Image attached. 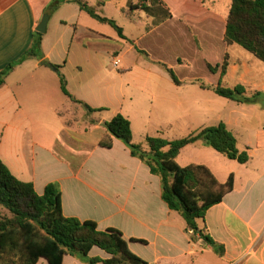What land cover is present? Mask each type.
Instances as JSON below:
<instances>
[{
	"label": "crops",
	"instance_id": "1",
	"mask_svg": "<svg viewBox=\"0 0 264 264\" xmlns=\"http://www.w3.org/2000/svg\"><path fill=\"white\" fill-rule=\"evenodd\" d=\"M53 1L0 0V71L32 47L34 35L46 14L52 9L59 14L50 16L47 30L42 34L44 57L23 61L0 88V127L7 132L4 138L9 144L7 149L0 150V158L11 172L21 181L33 183L39 195L44 194L48 184L56 183L62 193L65 217L94 221L100 230L121 231L132 252L150 264H195L200 255L214 252L213 248L199 239L191 242L192 233L187 231L185 220L162 198L160 177L133 157L122 141L114 139L110 149L101 146V142L111 138L104 124L122 114L131 121L134 142L142 143L148 135L164 137L160 135L163 129L178 133L173 138L176 140L225 123L236 136L240 152L249 155L248 163L229 160L202 141L184 148L177 162L182 167L207 166L223 184L234 175V190L211 208L204 220H198V226L224 245L223 257L214 252L219 264H264V63L254 56L244 62L234 59L231 50L235 45L224 44L231 3L223 11L212 12L202 1L194 12L211 17V24L216 17L220 19L223 30L219 37L226 46L225 54L230 56L223 80L231 76L237 78L234 87L250 85L254 90L247 95L258 94L256 102L239 104L213 91H191L187 86L199 85L194 81L200 79L178 78L181 84L173 82L167 90L151 86L152 94L144 110L137 114L124 110L128 101L134 104V98H123L121 88L112 85L106 59L114 58V65L120 59L124 63L125 54L136 50L162 69L160 64L169 66L151 58L139 47L143 36L128 34L113 18L102 13L116 5L130 21L148 23L149 34L178 20L189 35L188 43L182 45L186 49L196 48L199 53L203 42L191 30L190 26L194 29L195 24L188 14L177 16L164 0H126L125 6L120 5V0H85L98 15L115 21L123 29L125 38H121L112 26L94 19L78 4L61 0L55 9L51 8ZM219 2L215 0L213 4ZM186 59H175V62L182 65ZM204 62L209 70L211 63ZM48 63L62 67L72 96L100 111L83 113L81 105L63 94L59 74ZM211 73L219 77V84L220 73ZM150 80L148 85L157 87V82ZM111 107L115 109L109 116L94 115L108 113ZM153 109H166L168 119L153 123L150 114ZM142 113V126H136ZM253 120L257 125L251 124ZM28 144L32 170L24 160L26 157L21 155V149ZM12 148H16V154L11 153ZM90 257L106 259L108 255L95 247ZM38 264L48 262L41 259ZM63 264L88 263L67 255Z\"/></svg>",
	"mask_w": 264,
	"mask_h": 264
},
{
	"label": "trees",
	"instance_id": "2",
	"mask_svg": "<svg viewBox=\"0 0 264 264\" xmlns=\"http://www.w3.org/2000/svg\"><path fill=\"white\" fill-rule=\"evenodd\" d=\"M79 5L82 11L102 23L112 26L125 38L123 29L115 21L98 15L85 0H64ZM61 0H54L51 8H58ZM43 35L35 33L32 47L20 59L0 71V88L8 76L23 61L29 58L42 59ZM227 46L239 45L256 59L264 63V0H231L223 38ZM49 64V63H48ZM52 65V64H49ZM176 85H180L173 69L160 64ZM230 65V56L225 54L222 65L208 68L220 73V82L211 86L196 80L204 90H211L218 96L237 102H256L257 95L248 97L243 85L228 88L222 85ZM60 77L61 90L74 103L83 106L88 113L100 110L76 99L68 91L67 79L61 66L52 65ZM111 138L101 142V146L112 148L113 140L122 141L131 155L140 159L153 175L160 177L162 198L168 207L180 214L191 232V242L198 239L211 246L223 257L225 247L217 243L198 226L207 212L223 202L225 196L235 188L234 175L226 183H220L214 173L204 165L182 167L177 162L181 151L199 141L229 160L240 164L249 161L246 152L238 149L236 136L225 123L206 127L188 137L166 140L160 136L148 135L142 143H135L131 121L122 114L116 115L104 124ZM0 264H38L45 259L48 264H63L65 256L78 257L88 264H150L136 255L129 247L123 233L115 228L100 230L94 221H80L67 218L63 214L62 193L56 183L47 185L44 194L39 195L33 183L18 179L0 158ZM103 250L108 258H91L93 248Z\"/></svg>",
	"mask_w": 264,
	"mask_h": 264
},
{
	"label": "rangeland",
	"instance_id": "3",
	"mask_svg": "<svg viewBox=\"0 0 264 264\" xmlns=\"http://www.w3.org/2000/svg\"><path fill=\"white\" fill-rule=\"evenodd\" d=\"M166 5L174 11L177 16H182L184 14H188V18L191 23H194V29L192 26L191 30L197 33V39L203 42L201 47V51L198 53L196 48H184L182 45L183 42H187V30L185 26L181 24L178 20L169 23L153 34H149L146 30L148 23L145 21H138V23H134L130 21V17L127 14L122 13L121 10L117 9V6H110L105 10L104 16L113 18L117 22L119 26L125 29L128 34H133L135 36L141 37L139 42V47L145 50L151 58H155L161 62H164L170 68L174 70L176 75L181 80H191V79H200L207 84L217 85L219 77L217 75L212 74L206 67L205 62H209L213 65L222 64L226 46L222 44V40L219 37H222V26L220 25V19L218 17L215 18V23L211 24V17H205L203 14L195 15V8L201 5L200 2L205 3V7L208 10L214 12V10L220 9L225 10L227 4H230V0H220L217 5L213 4L215 0H164ZM126 0H120V5L125 6ZM49 18L51 15H59L55 10L49 12ZM44 18V17H43ZM146 18V15H144ZM186 17V19L188 20ZM211 18V19H210ZM146 20V19H145ZM55 19L51 21L50 30L51 32L54 30ZM110 27V26H108ZM142 28V29H141ZM112 29V28H111ZM199 29V30H198ZM197 30V31H196ZM114 31V30H113ZM188 43V42H187ZM114 44V43H113ZM125 52V51H124ZM232 57L234 59H240L241 62H244L248 58H253L249 52L243 49L239 45H235L231 50ZM119 57V56H118ZM182 58L186 61L183 62L182 65H178L175 62V59ZM204 59V60H203ZM114 58L106 59V66L110 73V81L112 85L117 89H120V94L123 98L125 97L127 100L132 96L134 98V104L130 105L129 101L124 105L125 111H130L135 113H139L144 110L145 104L152 94L150 92V87L154 86V89H162L167 90L169 85H173V80L169 76V74L162 69L157 64L152 63L150 59L146 56L138 53L136 50L128 51L125 54L124 63H122L120 59V63H113ZM108 76V73H106ZM150 79H154L157 82L156 85H148V82H151ZM236 77H227L226 80H223L222 85L225 87L232 88L237 83ZM247 92L252 94L254 90L250 85L245 86ZM187 89L191 91H211L204 90L200 87V85L192 84L188 85ZM113 92V91H111ZM155 93V91H153ZM121 100V99H120ZM264 102V100H263ZM137 104V106H136ZM117 106V105H115ZM119 106V105H118ZM82 112L86 114V109L82 107ZM108 109V108H107ZM115 107H111L108 113L103 114H94L97 117L108 116L111 115L114 111ZM81 113L84 117L85 114ZM151 118L153 123L157 122H165L168 119V112L166 109H153L151 111ZM141 115V114H140ZM138 119L136 126H142V118ZM111 118V117H110ZM109 118V119H110ZM251 124L257 125V121H251ZM152 127H155L152 125ZM139 128V127H138ZM152 131V130H151ZM164 137L162 138L166 140H173L178 133L170 132L167 129L160 130ZM4 136H7V132L4 133V129L0 127V150L7 149L9 144L6 143V139ZM31 148L28 145H24L21 149V155L26 157L25 162L28 165L29 169L32 170L31 167V159H29V154ZM11 153H17L16 148L11 149ZM6 211L0 209V215L5 214ZM217 256L214 252H206L204 255H200L198 257V261L195 264H219Z\"/></svg>",
	"mask_w": 264,
	"mask_h": 264
},
{
	"label": "water",
	"instance_id": "4",
	"mask_svg": "<svg viewBox=\"0 0 264 264\" xmlns=\"http://www.w3.org/2000/svg\"><path fill=\"white\" fill-rule=\"evenodd\" d=\"M48 21H49V15L46 14L44 18L42 19L40 26L37 28L38 33L44 34L46 32ZM45 60L48 61V59H45Z\"/></svg>",
	"mask_w": 264,
	"mask_h": 264
},
{
	"label": "built area",
	"instance_id": "5",
	"mask_svg": "<svg viewBox=\"0 0 264 264\" xmlns=\"http://www.w3.org/2000/svg\"><path fill=\"white\" fill-rule=\"evenodd\" d=\"M115 65H116V63H115ZM117 66V65H116Z\"/></svg>",
	"mask_w": 264,
	"mask_h": 264
}]
</instances>
